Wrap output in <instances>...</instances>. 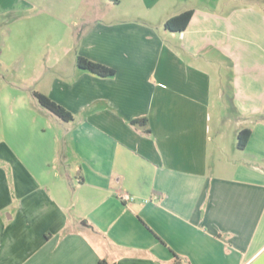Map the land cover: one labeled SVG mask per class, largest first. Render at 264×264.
Returning a JSON list of instances; mask_svg holds the SVG:
<instances>
[{"label": "crops", "instance_id": "0c3cea01", "mask_svg": "<svg viewBox=\"0 0 264 264\" xmlns=\"http://www.w3.org/2000/svg\"><path fill=\"white\" fill-rule=\"evenodd\" d=\"M0 64L36 100L0 120V264H264V0H0Z\"/></svg>", "mask_w": 264, "mask_h": 264}, {"label": "trees", "instance_id": "16d2710c", "mask_svg": "<svg viewBox=\"0 0 264 264\" xmlns=\"http://www.w3.org/2000/svg\"><path fill=\"white\" fill-rule=\"evenodd\" d=\"M193 15L192 10L185 11L181 14H178L174 17H171L165 22V26L167 29L172 31H183L187 28L191 17ZM77 65L83 69H86L90 72H93L97 75L101 76H112L116 73L115 69L108 67L102 63L95 62L93 60H89L82 56L77 58ZM35 96L39 100V102L51 110L53 113L58 115L64 120H70L73 118V114L68 111L64 106L56 102L55 100L51 99L48 95L35 92ZM251 131L249 129H244L239 133V142L238 145L240 147H245ZM102 264L106 263L104 260L101 261Z\"/></svg>", "mask_w": 264, "mask_h": 264}, {"label": "rangeland", "instance_id": "374dc122", "mask_svg": "<svg viewBox=\"0 0 264 264\" xmlns=\"http://www.w3.org/2000/svg\"><path fill=\"white\" fill-rule=\"evenodd\" d=\"M17 69V66H16ZM18 74V73H17ZM10 78L7 76V69L4 67V65L0 64V86L4 87L7 86V84L10 82L9 80ZM23 82V79L21 78L20 80L17 79V83ZM23 101H29L31 103L36 102L35 98L32 95H11V94H6L5 91H3L0 94V120L3 123L4 121H6V119L9 118V116H11V105L16 103H20ZM227 100H226V104H227ZM3 119V120H2ZM2 127V126H1ZM3 129V128H1Z\"/></svg>", "mask_w": 264, "mask_h": 264}, {"label": "built area", "instance_id": "2783aa9c", "mask_svg": "<svg viewBox=\"0 0 264 264\" xmlns=\"http://www.w3.org/2000/svg\"><path fill=\"white\" fill-rule=\"evenodd\" d=\"M119 198L125 202H130L133 201L135 197L128 192H122L119 194Z\"/></svg>", "mask_w": 264, "mask_h": 264}]
</instances>
